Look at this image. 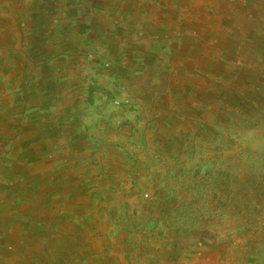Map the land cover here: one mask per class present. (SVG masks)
Listing matches in <instances>:
<instances>
[{
	"label": "crops",
	"instance_id": "crops-1",
	"mask_svg": "<svg viewBox=\"0 0 264 264\" xmlns=\"http://www.w3.org/2000/svg\"><path fill=\"white\" fill-rule=\"evenodd\" d=\"M46 1L0 13L1 244L135 264L212 251L209 225L178 213L208 198L209 153L264 84V0H117L129 9L105 4L100 23ZM124 98L132 108L111 106Z\"/></svg>",
	"mask_w": 264,
	"mask_h": 264
},
{
	"label": "rangeland",
	"instance_id": "rangeland-1",
	"mask_svg": "<svg viewBox=\"0 0 264 264\" xmlns=\"http://www.w3.org/2000/svg\"><path fill=\"white\" fill-rule=\"evenodd\" d=\"M27 1L0 0L2 8L0 13L5 14L6 16L3 17L6 18L15 9L20 10L19 13H21L20 7ZM116 1L60 0V2L55 3V0H50L49 2L47 0L43 7H48L50 13H54L58 6L60 10L65 9L67 20L75 14L81 18L84 17V14H87V19L100 23L104 21L105 15L103 20L99 17L104 13L102 8H104L103 5L105 4L111 5L115 12L125 8L129 9L125 5L121 6L122 4L120 3L116 6ZM98 7L101 8V11H96ZM71 29L73 34V32H79L82 28L72 24ZM7 33L2 35V40L6 37L8 41L9 33ZM67 35L69 36L66 39L67 44L75 49L77 39L74 36H70V34ZM107 62L110 63L108 69H112L114 61L108 60ZM81 63L77 62L76 64L75 61L73 62V66H75L73 73H75V76L81 74L79 71V68L82 67L80 66ZM84 77H87V75L84 74ZM213 87L214 85H211V88ZM259 90L250 95V99L244 103V109L240 112V117H236L235 120L229 122V125L226 126L225 150L221 151L220 149L209 153L211 159H215V162H211L209 167L211 171V187L208 198H187V206H191V208H187V214L178 213L179 221L185 223H207L209 229L206 230V234L211 240H215L214 244L217 246L213 250L211 249L212 251L207 250L206 247H201L203 248L201 250L203 255L200 257L196 254V251L199 250L195 248L191 252V256L185 257L178 264H264L263 83ZM256 102H261L260 109L254 108V103ZM131 105L133 107L132 102ZM235 106L238 108L237 104ZM222 158L224 160H221ZM216 160L220 161L219 165ZM200 205L206 206L208 210H204L201 214L194 213V206L200 207ZM119 213L114 216L120 217L118 222L121 226L125 221L129 222L132 219L131 215ZM100 216L103 220H106L105 214H100ZM95 219H99V217L97 215L95 218L91 217V222L93 223ZM99 236H103V234L99 232ZM101 242L105 243L104 239ZM55 243L52 246L50 244L49 247L35 245L34 243L23 245L15 241L1 244L0 239V264H135L133 262H121L120 260L109 262L105 260L92 261L89 258L83 259L79 253L83 252L87 246L74 245L70 242L66 248H63L57 244L58 242ZM111 251L120 255L122 253L120 247L117 248V251L111 248ZM47 252L50 254L46 255ZM141 264L145 263L141 262Z\"/></svg>",
	"mask_w": 264,
	"mask_h": 264
},
{
	"label": "built area",
	"instance_id": "built-area-1",
	"mask_svg": "<svg viewBox=\"0 0 264 264\" xmlns=\"http://www.w3.org/2000/svg\"><path fill=\"white\" fill-rule=\"evenodd\" d=\"M103 66H104V68L107 69V68L110 67V63L106 61V62L103 63ZM129 104H130V100L128 98H124V99H121V100L116 99V100L113 101V105L115 107L128 106Z\"/></svg>",
	"mask_w": 264,
	"mask_h": 264
},
{
	"label": "trees",
	"instance_id": "trees-1",
	"mask_svg": "<svg viewBox=\"0 0 264 264\" xmlns=\"http://www.w3.org/2000/svg\"><path fill=\"white\" fill-rule=\"evenodd\" d=\"M260 86H261V85H260ZM259 91H260V90H259ZM129 100H130V99H129ZM113 101H114V99L111 100V105H112V106H114V105H113ZM260 103H261V102H260ZM260 103H259V102H256V103L254 104V108H258V109H260ZM130 104H131V100H130ZM130 104H129L127 107H129ZM121 107H122V106H119V107H115V106H114V108H121ZM130 107L132 108V105H131ZM232 124H233V123H232ZM227 125H229V124L226 123V126H227ZM209 173H210V178H211V171H210V169H209ZM219 180H220V179H219ZM210 182H211V181H210ZM209 187H211V186H210V183H209ZM184 204L187 205V204H188V201L186 200ZM181 217H182V216H181Z\"/></svg>",
	"mask_w": 264,
	"mask_h": 264
}]
</instances>
